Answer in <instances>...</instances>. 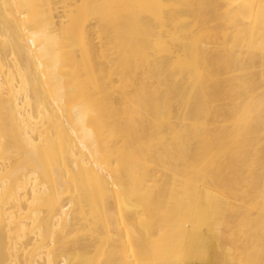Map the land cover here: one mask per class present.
Listing matches in <instances>:
<instances>
[{"label": "bare ground", "instance_id": "bare-ground-1", "mask_svg": "<svg viewBox=\"0 0 264 264\" xmlns=\"http://www.w3.org/2000/svg\"><path fill=\"white\" fill-rule=\"evenodd\" d=\"M264 264V0H0V264Z\"/></svg>", "mask_w": 264, "mask_h": 264}, {"label": "rangeland", "instance_id": "rangeland-1", "mask_svg": "<svg viewBox=\"0 0 264 264\" xmlns=\"http://www.w3.org/2000/svg\"><path fill=\"white\" fill-rule=\"evenodd\" d=\"M191 264H215V263H211V262H207V261H193L191 262Z\"/></svg>", "mask_w": 264, "mask_h": 264}]
</instances>
